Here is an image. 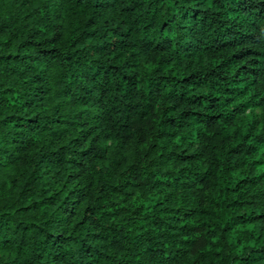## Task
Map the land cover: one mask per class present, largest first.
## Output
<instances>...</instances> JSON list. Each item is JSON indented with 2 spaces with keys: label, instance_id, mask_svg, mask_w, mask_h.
Returning <instances> with one entry per match:
<instances>
[{
  "label": "trees",
  "instance_id": "trees-1",
  "mask_svg": "<svg viewBox=\"0 0 264 264\" xmlns=\"http://www.w3.org/2000/svg\"><path fill=\"white\" fill-rule=\"evenodd\" d=\"M0 264H264V0H0Z\"/></svg>",
  "mask_w": 264,
  "mask_h": 264
}]
</instances>
